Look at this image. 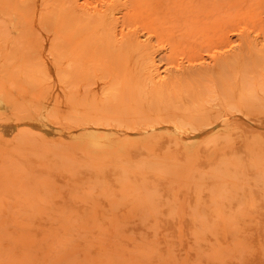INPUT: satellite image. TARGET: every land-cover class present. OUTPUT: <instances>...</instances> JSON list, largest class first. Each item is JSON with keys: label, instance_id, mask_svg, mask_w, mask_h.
<instances>
[{"label": "rangeland", "instance_id": "374dc122", "mask_svg": "<svg viewBox=\"0 0 264 264\" xmlns=\"http://www.w3.org/2000/svg\"><path fill=\"white\" fill-rule=\"evenodd\" d=\"M263 2L0 0V264H264Z\"/></svg>", "mask_w": 264, "mask_h": 264}, {"label": "bare ground", "instance_id": "6f19581e", "mask_svg": "<svg viewBox=\"0 0 264 264\" xmlns=\"http://www.w3.org/2000/svg\"><path fill=\"white\" fill-rule=\"evenodd\" d=\"M264 3V2H263ZM262 6V8L264 7L263 6V4H261ZM254 13V12H253ZM253 15V14H252ZM260 19V18H259ZM240 23V22H239ZM239 23H238V25H239ZM220 37V36H219ZM240 41H243V42H240L239 43V46H238V49H237V51L234 53V54H232V55H227L226 53H220V54H218V55H216V54H212V60L214 61V64L212 65V68H218L219 67V64L223 61L224 63H226L227 62V58L229 57V56H232V57H234V59L236 60V61H238V59H241V55H242V51H243V46H250L251 47V45H252V41L250 40V39H248V35H246V34H240ZM51 47H52V45H51ZM55 47V46H54ZM52 51V50H51ZM56 52V51H55ZM214 53H216V52H214ZM62 54H65V53H62ZM258 54L259 55H262V56H264V44L260 47V50L258 51ZM62 56V55H61ZM58 57V56H57ZM59 57H60V55H59ZM65 57V56H64ZM59 59V58H58ZM63 59V58H62ZM60 61V60H59ZM46 67H47V65H45ZM40 67V66H39ZM42 68H43V66H42ZM45 68V67H44ZM46 69V68H45ZM41 71V70H40ZM47 71H49L48 69H47ZM42 72H44L43 71V69H42ZM219 73V72H218ZM160 75V74H159ZM158 75V76H159ZM156 79V78H155ZM163 78L161 79H158V81L156 82V85H153L154 86V89H153V86H150L151 88H150V90L151 91H153L154 93L156 92V90L157 91H161V90H163L162 89V87H163ZM155 86H157V87H155ZM161 87V88H160ZM155 88H156V90H155ZM158 88V89H157ZM150 90H147V92L148 91H150ZM257 89H254L253 90V92L254 91H256ZM153 92H150V93H152L153 95H154V93ZM149 93V92H148ZM157 93V92H156ZM155 93V94H156ZM163 94H161V96H162ZM157 96H159L160 98H157ZM160 95H154V97H156L157 99H161L162 97H161ZM151 99V98H150ZM229 100H230V98H227L225 101H224V103L227 105V103H229ZM234 100L235 101H237V103H238V105L240 106L239 108H244L245 107V105H246V95L244 94V92L242 91V87L241 86H239V88L235 91V93H234ZM152 101V100H151ZM154 101V100H153ZM149 104V103H148ZM148 104H146V105H148ZM156 104V103H155ZM3 104L2 103H0V106H2ZM145 105V104H144ZM158 105V104H157ZM157 105H156V107H157ZM160 105V104H159ZM12 106V105H11ZM17 106H18V104H17ZM164 107V105H160V107ZM178 106V105H177ZM176 106V107H177ZM180 106V105H179ZM13 107V106H12ZM15 107H16V105H15ZM19 107V106H18ZM144 107H147V106H144ZM156 107H154V108H156ZM167 107V106H166ZM238 107V106H237ZM158 108V107H157ZM156 108V109H157ZM179 108V107H178ZM13 110L14 111V108H11L10 107V109H8L9 111L10 110ZM145 109V108H144ZM11 110V111H12ZM19 111V110H18ZM20 111H22V110H20ZM19 111V112H20ZM152 111V110H151ZM151 111H148L149 113L151 112ZM159 113H161V111L159 112ZM159 113H157V115L159 116H156V117H153V119L154 120H156L157 119V121H154V122H152V115H155V114H153V112H152V114H150L151 116V118H150V120H151V122L152 123H155V122H157V123H161V122H165L166 121V119H165V111L164 112H162V114H159ZM163 113H164V115H163ZM13 114H17V112L15 113V111L13 112ZM10 117H12V118H7V119H4V121H2V126H3V128L1 129V132L3 133L4 132V134H6V132H9L10 130H12V128L16 125L15 124V122H14V117L13 116H11V115H9ZM8 116V117H9ZM164 116V117H163ZM16 118H17V115H16ZM156 118V119H155ZM160 118H161V120H160ZM85 119V118H84ZM163 119V120H162ZM165 119V120H164ZM46 123H47V121L48 120H44ZM45 122H41V121H37V120H35V121H32L31 123H32V125H34L36 128H38V130H41V131H44V132H50V131H55V132H57V131H59V133L61 132L60 130H58V129H55V128H50V127H48V126H46L44 123ZM264 122V121H263ZM48 123H49V121H48ZM136 123V122H135ZM157 123H155V124H157ZM159 123V124H160ZM175 123V122H174ZM183 122L182 121H179V122H177V123H175V124H173V123H171L170 124V126H168V127H165L166 128V132H167V134L170 132H174V131H178V132H181V131H185V130H188V131H190V129H191V126L189 127V124H188V126H185V122H184V124H182ZM15 124V125H14ZM163 124V123H162ZM173 124V125H172ZM161 125V124H160ZM18 126V125H17ZM16 126V127H17ZM72 126V125H71ZM31 128H32V126H30ZM216 130H213L214 132H213V134H215V131L216 132H218L219 130H222V131H224V130H226L225 132H227L228 131V129L226 128V127H223V123H218L217 125H216ZM20 129V128H19ZM33 129V128H32ZM13 131V130H12ZM28 131V130H27ZM160 131V130H159ZM162 131H165L164 129H162ZM23 132V131H22ZM64 132V131H63ZM116 132H119V131H114L113 130V125H111V126H109V125H98V126H88V127H84L83 125H79V126H75V127H69V132L68 131H65L64 133H63V135L65 136V137H68V138H70L69 140L71 141V139H72V141L71 142H73V141H75L76 143V145L78 146V145H80L81 147H82V149H84V151H85V153H86V151L89 153V154H91V153H97L96 151H98L97 149L99 148V147H109V149H112V148H114L115 147V149L117 150L116 152V154H118V152L120 151H122L121 149L123 148V144H125V143H123V142H120L119 144H117V142H119L120 140L119 139H117V135H119V134H117ZM212 132V131H211ZM220 132V131H219ZM11 133V132H10ZM54 133V132H53ZM58 133V134H59ZM138 133H140L139 131H138ZM164 133V132H163ZM38 134V133H37ZM125 134H129V133H125ZM165 134V133H164ZM212 134V135H213ZM26 135V134H25ZM32 135V134H31ZM33 135H35L34 133H33ZM42 135V137H44L43 135V133L41 134ZM50 135V134H49ZM141 135V134H140ZM168 135H170V134H168ZM209 135H210V133H209ZM131 135L129 134V137H130ZM136 137H137V139H138V136L137 135H135ZM34 137H36V136H34ZM41 137V136H40ZM133 137V136H132ZM140 137V136H139ZM118 138H120V137H118ZM131 138V137H130ZM133 138H135V137H133ZM141 138H142V136H141ZM143 138H144V136H143ZM157 138V137H156ZM16 139V138H15ZM23 139V138H22ZM27 139V138H26ZM42 139V138H41ZM149 139V138H148ZM189 139L192 141H190V142H188L189 141ZM199 139V137H197V138H190V137H186V138H184V139H181L182 140V145H184L183 146V148L185 149V148H187L188 146H190V145H194V142L195 141H199L198 140ZM24 140V139H23ZM38 140H40V139H38ZM43 140H44V138H43ZM119 140V141H118ZM188 140V141H187ZM41 141V140H40ZM139 141H140V139H139ZM141 141H143V140H141ZM140 141V142H141ZM197 142H195V143H197ZM139 143V142H138ZM149 143V142H148ZM155 144V143H154ZM117 145V146H116ZM120 149L119 151H118V149ZM183 149V150H184ZM187 149H189V148H187ZM123 153L124 152H122L121 154L123 155ZM115 154V155H116ZM119 155V156H122V155ZM87 155V154H86ZM92 155V154H91ZM126 155V154H125ZM90 156V155H89Z\"/></svg>", "mask_w": 264, "mask_h": 264}]
</instances>
